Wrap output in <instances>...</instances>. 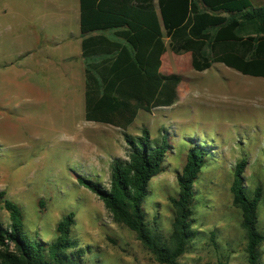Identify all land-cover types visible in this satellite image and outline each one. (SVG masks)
I'll return each mask as SVG.
<instances>
[{"label":"rangeland","instance_id":"1","mask_svg":"<svg viewBox=\"0 0 264 264\" xmlns=\"http://www.w3.org/2000/svg\"><path fill=\"white\" fill-rule=\"evenodd\" d=\"M41 6L40 0H0V191L20 209L23 233L31 240L50 242L58 219L72 212L74 246L66 253L79 264H162L77 181L107 187L110 161L126 158L127 145L121 129L85 121L77 99L63 97L68 89L57 71L60 62L44 48L51 24L40 30ZM163 71L180 76L176 100L138 110L124 129L137 136L145 127L155 143L164 138L168 144L163 170L147 183L146 219L168 237L173 208L167 198L176 196V173L188 148L201 146L205 160L192 183L196 234L179 261L245 263L244 231L229 185L235 163L244 160L246 193L261 189L256 214L264 233V78L218 62L196 71L189 53L171 52L167 39ZM0 221L8 224L3 208ZM258 251L257 264H264V239Z\"/></svg>","mask_w":264,"mask_h":264},{"label":"trees","instance_id":"2","mask_svg":"<svg viewBox=\"0 0 264 264\" xmlns=\"http://www.w3.org/2000/svg\"><path fill=\"white\" fill-rule=\"evenodd\" d=\"M79 26L81 34L112 30V41L103 34L81 41L84 118L121 129L127 156L110 161L107 187L83 178L77 181L98 196L115 221L135 233L157 262L182 264L179 259L196 234L191 229L192 183L204 163L205 150L193 145L186 151L176 173V196L167 198L173 216L170 233L163 238L146 219L142 203L149 179L163 170L168 144L164 138L155 143L145 127L137 136L124 129L138 110L167 106L177 98L180 76L159 71L163 35L171 52L189 53L190 66L196 71L218 62L243 75L264 78V1L79 0ZM104 41L108 43L103 45ZM245 163L242 159L235 163L229 191L245 236L242 264H257L264 239L256 214L261 189L256 186L246 193ZM0 205L8 217L6 226L0 221L1 264H79L66 253L74 246L69 236L72 212L58 219L55 237L44 243L25 237L20 209L4 198L3 191Z\"/></svg>","mask_w":264,"mask_h":264},{"label":"crops","instance_id":"3","mask_svg":"<svg viewBox=\"0 0 264 264\" xmlns=\"http://www.w3.org/2000/svg\"><path fill=\"white\" fill-rule=\"evenodd\" d=\"M42 5L41 28L45 23L51 24L50 31L44 33V45L47 51V57L59 61L57 71L65 82V88L68 89L67 95L77 99V112L79 117L84 118V59L81 54V41L89 36L99 34L105 35L109 41H112V30H94L81 34L79 26V0H40ZM263 2L264 0H256ZM58 24V27L52 28V24ZM163 53L160 56L159 71H163V60L166 52V37L163 35ZM106 41L103 42L105 45ZM36 45V44H35ZM71 92V93H70ZM71 95H70V94ZM49 95V93H48ZM85 120V118H84ZM86 121V120H85ZM105 124V123H102Z\"/></svg>","mask_w":264,"mask_h":264}]
</instances>
